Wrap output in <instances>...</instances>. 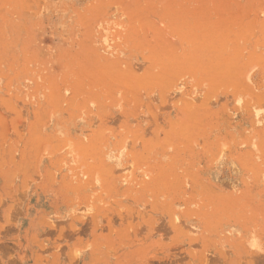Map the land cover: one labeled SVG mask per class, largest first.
I'll list each match as a JSON object with an SVG mask.
<instances>
[{
	"label": "rangeland",
	"instance_id": "obj_1",
	"mask_svg": "<svg viewBox=\"0 0 264 264\" xmlns=\"http://www.w3.org/2000/svg\"><path fill=\"white\" fill-rule=\"evenodd\" d=\"M0 264H264V0H0Z\"/></svg>",
	"mask_w": 264,
	"mask_h": 264
},
{
	"label": "bare ground",
	"instance_id": "obj_2",
	"mask_svg": "<svg viewBox=\"0 0 264 264\" xmlns=\"http://www.w3.org/2000/svg\"><path fill=\"white\" fill-rule=\"evenodd\" d=\"M255 122V121H254Z\"/></svg>",
	"mask_w": 264,
	"mask_h": 264
}]
</instances>
